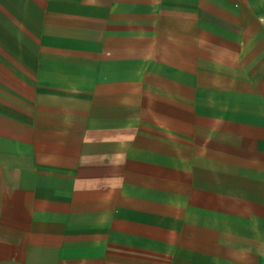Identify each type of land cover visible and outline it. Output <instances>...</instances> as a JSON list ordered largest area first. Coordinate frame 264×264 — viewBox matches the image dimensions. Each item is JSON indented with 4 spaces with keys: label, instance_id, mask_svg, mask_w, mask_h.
Returning a JSON list of instances; mask_svg holds the SVG:
<instances>
[{
    "label": "crops",
    "instance_id": "crops-1",
    "mask_svg": "<svg viewBox=\"0 0 264 264\" xmlns=\"http://www.w3.org/2000/svg\"><path fill=\"white\" fill-rule=\"evenodd\" d=\"M0 264H264V0H0Z\"/></svg>",
    "mask_w": 264,
    "mask_h": 264
}]
</instances>
